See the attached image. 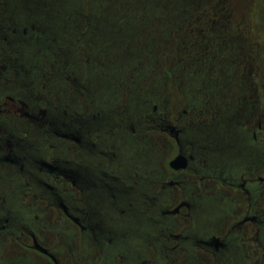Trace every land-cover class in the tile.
I'll return each mask as SVG.
<instances>
[{
  "label": "flooded vegetation",
  "instance_id": "af4514ba",
  "mask_svg": "<svg viewBox=\"0 0 264 264\" xmlns=\"http://www.w3.org/2000/svg\"><path fill=\"white\" fill-rule=\"evenodd\" d=\"M57 7L0 0V264H264V65L127 85Z\"/></svg>",
  "mask_w": 264,
  "mask_h": 264
},
{
  "label": "rangeland",
  "instance_id": "374dc122",
  "mask_svg": "<svg viewBox=\"0 0 264 264\" xmlns=\"http://www.w3.org/2000/svg\"><path fill=\"white\" fill-rule=\"evenodd\" d=\"M200 5L204 8V14L196 17L200 10L193 14L195 19L188 27L191 30L178 44L180 48L178 47L177 53L174 52L177 44L172 45L170 36L155 37L158 43L151 34L143 35L142 38L136 40H127V38L112 40L114 36L108 25L97 29L98 33L96 28H93V35L98 34L102 37L98 48H94L95 53L93 54L94 45L91 42L84 45L81 43L87 31L85 26L88 20L81 17L79 12L76 13L78 16L74 14L76 10L70 12L73 18L67 21L70 28L74 26V30L66 37V41L61 44L60 48L63 49V53L68 50H74L76 54L79 52L77 63H82L84 66L91 62L87 59L91 53L98 62L119 61L122 57L128 59V53H133L137 55V59L134 62L131 61L133 62L132 67L123 66V71L127 73L124 75L123 72V80L126 82L127 80H139V85L142 87L152 81L164 80L165 72L170 71L172 80L178 86L176 90L181 93L202 89L199 84L204 77L218 82L221 79V65L229 64L230 70L237 65L240 68L245 66V69L252 68L255 64L264 65V0H205ZM31 8L36 9L33 5ZM59 16L63 17L61 12ZM168 52L172 58L169 57ZM186 82L190 87H184ZM130 84L127 82V85ZM208 100L212 102L211 97ZM124 101L127 103L128 99L125 97ZM180 101L184 103L183 98L182 100L180 98ZM181 109H179L180 113ZM215 117L217 116L214 113L206 116L199 114L196 120L209 121ZM48 237L51 240L54 239L53 235L48 234L43 239L44 243L47 246H54L52 245L54 242ZM68 244L70 247L69 242ZM17 250L8 251V254L16 255ZM35 264L40 263L36 261Z\"/></svg>",
  "mask_w": 264,
  "mask_h": 264
},
{
  "label": "trees",
  "instance_id": "16d2710c",
  "mask_svg": "<svg viewBox=\"0 0 264 264\" xmlns=\"http://www.w3.org/2000/svg\"><path fill=\"white\" fill-rule=\"evenodd\" d=\"M20 1V0H19ZM23 1V0H21ZM36 1V0H33ZM49 4L58 5L57 10L62 13L64 19L73 18L70 12L78 13L85 17L86 33L81 43H95L96 39H102L98 34L93 35L94 30L108 26L113 34L112 40H136L143 35L151 34L155 39L171 37L172 45L177 44L174 52L177 53L179 43L184 35L191 29L188 28L196 17L204 14L201 5L205 0H46ZM17 3V1H15ZM201 9H200V8ZM82 8H84L82 12ZM36 10V9H35ZM78 14H76L78 16ZM59 16V15H57ZM60 17V16H59ZM69 21V19H67ZM111 25V26H110ZM152 29V30H151ZM73 30L65 29L64 33H72ZM90 38L89 40H87ZM158 43V39H155ZM154 40V41H155ZM161 40V39H160ZM100 43H98L99 45ZM97 46V45H95ZM147 47V46H145ZM144 47V48H145ZM179 47V48H178ZM181 51V50H180ZM168 55L170 53L168 52Z\"/></svg>",
  "mask_w": 264,
  "mask_h": 264
},
{
  "label": "water",
  "instance_id": "95a60500",
  "mask_svg": "<svg viewBox=\"0 0 264 264\" xmlns=\"http://www.w3.org/2000/svg\"><path fill=\"white\" fill-rule=\"evenodd\" d=\"M179 165H182V160L177 157L173 162L170 163L172 169H177ZM180 168V167H179ZM42 253L47 254V251L44 249H39Z\"/></svg>",
  "mask_w": 264,
  "mask_h": 264
}]
</instances>
